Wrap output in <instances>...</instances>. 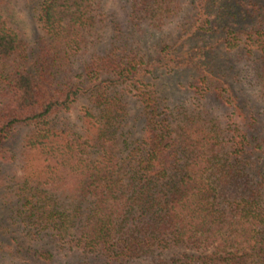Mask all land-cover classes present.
<instances>
[{"label":"trees","instance_id":"16d2710c","mask_svg":"<svg viewBox=\"0 0 264 264\" xmlns=\"http://www.w3.org/2000/svg\"><path fill=\"white\" fill-rule=\"evenodd\" d=\"M120 1L0 0V264H264V0Z\"/></svg>","mask_w":264,"mask_h":264},{"label":"rangeland","instance_id":"374dc122","mask_svg":"<svg viewBox=\"0 0 264 264\" xmlns=\"http://www.w3.org/2000/svg\"><path fill=\"white\" fill-rule=\"evenodd\" d=\"M101 4L103 6V10H102L103 13L108 14L110 16L111 14L115 13L114 18H113V20L115 19L114 21H120V22L121 20L124 21V15H126L127 13V7L126 6L123 7V4L121 3L120 0H102ZM22 7L18 6L16 7L17 10L15 12L13 11L11 22L13 23L14 27L17 30H20V33L25 37V39L28 42H30L34 39V35H35V32H34L35 27H36V25L34 24L35 18H33L32 15L30 16V14L25 13ZM173 35L174 34H171V35L168 34V39L166 40L168 41L170 38L173 37ZM107 43H108V40L105 39L102 45L99 46V48H103V46L106 45ZM249 69H250V65L247 64L245 67V71L248 72ZM249 81L253 82L251 78H249ZM168 95L170 96L171 92H169ZM257 105H259L258 102H257ZM85 106H86V103L84 100L74 105L68 112H65L64 114L61 115V117L59 118V122L63 124L66 121L67 123L75 124V121L77 120V118L83 113ZM259 106H260L259 111H263L261 113L264 114V106H262V103ZM125 132H126V138L129 141H132L133 139L130 137V135H133V133L136 132L134 127L132 125H128L125 129ZM24 133L25 131H18L16 133V140H19L21 137H23ZM122 151L124 152L123 153V156H124L127 152V148H125L124 145L122 146ZM17 172H18L17 165H10L5 170V173H7L8 176H13V175L18 176L17 174L19 173Z\"/></svg>","mask_w":264,"mask_h":264}]
</instances>
